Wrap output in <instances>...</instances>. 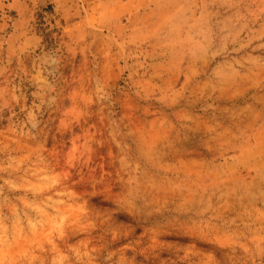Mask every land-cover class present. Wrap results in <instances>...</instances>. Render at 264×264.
I'll list each match as a JSON object with an SVG mask.
<instances>
[{"label": "rangeland", "instance_id": "rangeland-1", "mask_svg": "<svg viewBox=\"0 0 264 264\" xmlns=\"http://www.w3.org/2000/svg\"><path fill=\"white\" fill-rule=\"evenodd\" d=\"M0 264H264V0H0Z\"/></svg>", "mask_w": 264, "mask_h": 264}]
</instances>
